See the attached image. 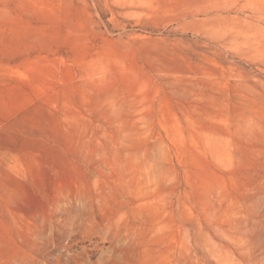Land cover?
<instances>
[{"label": "rangeland", "instance_id": "rangeland-1", "mask_svg": "<svg viewBox=\"0 0 264 264\" xmlns=\"http://www.w3.org/2000/svg\"><path fill=\"white\" fill-rule=\"evenodd\" d=\"M0 264H264V0H0Z\"/></svg>", "mask_w": 264, "mask_h": 264}]
</instances>
